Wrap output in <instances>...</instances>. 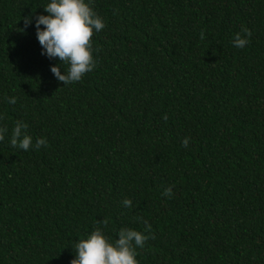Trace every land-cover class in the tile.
<instances>
[{"label":"trees","instance_id":"1","mask_svg":"<svg viewBox=\"0 0 264 264\" xmlns=\"http://www.w3.org/2000/svg\"><path fill=\"white\" fill-rule=\"evenodd\" d=\"M48 3L0 0V264H71L103 218L151 225L139 264H264V0H92L96 67L66 86Z\"/></svg>","mask_w":264,"mask_h":264},{"label":"clouds","instance_id":"2","mask_svg":"<svg viewBox=\"0 0 264 264\" xmlns=\"http://www.w3.org/2000/svg\"><path fill=\"white\" fill-rule=\"evenodd\" d=\"M44 11L48 15L36 17L35 27L37 38L42 46V55L49 58H59L62 64L69 67L61 74L60 65L51 67V72L58 81L68 85L80 81L83 76L91 72L97 61L93 57L92 38L96 32L104 27L103 19L94 11L92 0H50ZM25 25L31 23V18L26 17ZM41 25L44 26L41 29ZM252 33L243 28L242 32L235 34L233 45L244 48L249 42ZM204 39V33L200 34ZM10 104L16 103L15 97L8 98ZM167 120V116L164 117ZM28 125L23 121H17L11 134V145L25 151L29 150L33 138L27 132ZM7 128H0V141L5 138ZM184 147L189 144V138L182 141ZM47 146L45 138L36 140L35 147ZM164 196L172 195V188H166L162 193ZM124 207L131 208L132 201H122ZM98 225L91 234L79 240L75 244V258L71 264H139L136 259L138 248H143L149 238H154L151 225L145 221L144 231L124 227L118 232V238L112 240L106 235L105 230L109 224L108 218L97 221ZM147 233V234H145Z\"/></svg>","mask_w":264,"mask_h":264}]
</instances>
